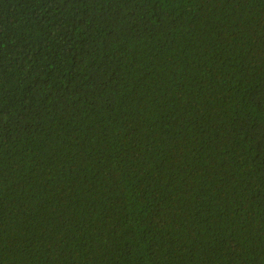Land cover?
Returning <instances> with one entry per match:
<instances>
[{
  "label": "trees",
  "instance_id": "trees-1",
  "mask_svg": "<svg viewBox=\"0 0 264 264\" xmlns=\"http://www.w3.org/2000/svg\"><path fill=\"white\" fill-rule=\"evenodd\" d=\"M0 264H264V0H0Z\"/></svg>",
  "mask_w": 264,
  "mask_h": 264
}]
</instances>
